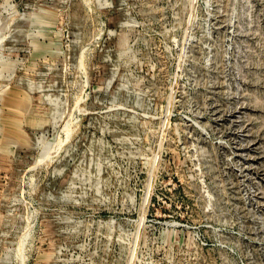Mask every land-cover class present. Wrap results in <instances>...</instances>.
Segmentation results:
<instances>
[{
	"label": "rangeland",
	"instance_id": "obj_1",
	"mask_svg": "<svg viewBox=\"0 0 264 264\" xmlns=\"http://www.w3.org/2000/svg\"><path fill=\"white\" fill-rule=\"evenodd\" d=\"M0 264H264V0H0Z\"/></svg>",
	"mask_w": 264,
	"mask_h": 264
}]
</instances>
